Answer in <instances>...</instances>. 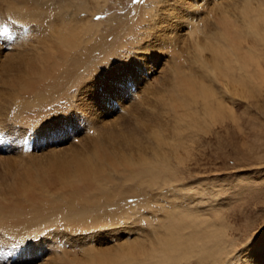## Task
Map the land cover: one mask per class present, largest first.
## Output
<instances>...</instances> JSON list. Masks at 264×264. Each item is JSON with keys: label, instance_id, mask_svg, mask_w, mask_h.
<instances>
[{"label": "rangeland", "instance_id": "1", "mask_svg": "<svg viewBox=\"0 0 264 264\" xmlns=\"http://www.w3.org/2000/svg\"><path fill=\"white\" fill-rule=\"evenodd\" d=\"M8 5L23 16L8 14ZM41 5L0 0V26L17 35L29 27L0 57V131L7 134L0 137V208H15L17 181L34 182L53 160L94 161L106 181L103 192L96 186L95 208L72 207L51 191L45 200L58 207L43 209L30 228L13 235L0 226V264H198L203 255L204 264H227L238 252L242 264L250 255L256 260L258 247L264 253V0ZM46 53L59 78L47 87L43 104L18 114L17 106H30L34 98L13 84L21 74L12 67L17 59L26 66L25 55L30 61ZM254 58L262 66L252 82ZM235 80L246 83L236 87L238 95L229 87ZM72 109L75 114L67 115ZM25 129L38 131L28 140ZM149 129L162 141L165 158L154 157L147 173L126 166L112 172L94 159L105 150L120 162L116 155L126 153L120 140L142 139ZM104 135L119 142L110 140L111 146ZM104 229L111 231L98 241ZM40 238L45 243H27ZM207 241H218L221 252H212L215 244ZM199 245L210 254H198Z\"/></svg>", "mask_w": 264, "mask_h": 264}, {"label": "bare ground", "instance_id": "2", "mask_svg": "<svg viewBox=\"0 0 264 264\" xmlns=\"http://www.w3.org/2000/svg\"><path fill=\"white\" fill-rule=\"evenodd\" d=\"M19 4L21 5H26V4H40L42 0H17ZM67 1V0H66ZM76 2V1H75ZM62 3V2H61ZM43 4V3H42ZM63 4V3H62ZM83 4V3H82ZM81 4V5H82ZM42 6V5H41ZM40 6V7H41ZM7 8H5L7 10V13L10 15L13 14H17L18 15H22L24 12H18L16 11V9L14 8L13 5H8L6 6ZM39 8V6H38ZM80 8V7H79ZM254 9V8H253ZM252 9V10H253ZM23 11V10H22ZM28 11V9H27ZM255 12V11H254ZM6 13V12H5ZM6 13V14H7ZM26 14V13H25ZM27 16V15H26ZM25 17V16H24ZM36 17V16H34ZM26 18V17H25ZM24 19V18H23ZM32 19V18H31ZM33 21V20H32ZM82 28V27H81ZM58 32V31H57ZM199 42V41H198ZM55 46V45H54ZM202 46V45H201ZM44 49V48H43ZM61 49V48H60ZM201 49V48H200ZM248 49L249 45H248ZM59 50V49H58ZM45 51V49L43 50ZM42 51V52H43ZM60 51V50H59ZM199 51V50H198ZM35 53V52H34ZM30 55V54H29ZM45 55H47V57L43 56L41 59L38 57L36 59L34 58H30V61L28 60V57L25 55L26 57V66L25 64L23 65V60H18L17 59V65L15 67L12 68H18V72L20 71V74H16L14 80H13V84L15 86H17L18 91H21L22 96L25 97L28 94V97L31 96V94H33L34 101L30 106H22V107H18L17 106V111L16 113L18 114H22V110L25 109H35L36 107L40 106L41 104V99H45L48 96V91H47V87L49 86V90H51V85H54L55 81L59 78L56 75H52V71L51 68L48 66V63H52V59L49 58V55L46 53ZM55 55V54H54ZM201 55V54H200ZM252 55V54H251ZM250 55V56H251ZM51 56V54H50ZM67 55L63 56V59L66 58ZM214 56V54H213ZM254 56V55H253ZM256 56V55H255ZM32 57V56H31ZM34 57V56H33ZM239 56L236 55V58H238ZM53 58V57H52ZM257 58V57H256ZM252 59L253 60V66L251 65V69L252 72L247 71V73L250 72L249 74V81H252L254 78H256L258 76V74L260 73L259 70L261 69L262 64L260 63V61L258 59ZM67 59V58H66ZM215 59V56L213 58V60ZM61 61V60H60ZM63 61V60H62ZM78 62V61H77ZM237 62V61H236ZM242 62V60H241ZM41 63L43 64V66L41 65ZM54 65V63H52ZM59 65V64H58ZM61 65V64H60ZM244 67V71L247 70L249 68V66L247 67V64L244 63L242 64ZM57 67V65H56ZM61 67H63L61 65ZM11 68V69H12ZM59 68V67H58ZM7 69V68H6ZM50 69V70H49ZM5 70V69H4ZM47 70V71H46ZM62 70V69H61ZM60 70V71H61ZM258 71V72H257ZM263 71V70H262ZM261 71V72H262ZM15 72V71H14ZM261 74V73H260ZM64 75V74H63ZM220 75V74H219ZM264 76V75H263ZM25 77V78H24ZM217 77V76H216ZM61 78V77H60ZM63 78V77H62ZM264 77H262L263 79ZM233 79V78H232ZM67 80V79H66ZM246 80V79H245ZM257 79H255L254 81H256ZM259 80V79H258ZM65 81V79H64ZM229 81V80H228ZM248 81V82H249ZM50 82V83H49ZM59 82V80H58ZM225 82L227 83V81L225 80ZM253 82V81H252ZM48 83V84H47ZM231 83V81H230ZM243 82H239V84H237L236 80L235 82H232L230 84V88H236V87H240L242 88V84ZM250 83V82H249ZM255 83V82H254ZM12 84V85H13ZM187 84V83H185ZM189 84V83H188ZM246 83H243V85H245ZM258 84V83H257ZM188 86V85H187ZM46 88V89H44ZM44 89V90H43ZM189 90V89H188ZM184 89L183 93L188 94L189 91ZM241 90V89H240ZM245 90V88H244ZM233 92H235L234 95H238L236 92L238 91L237 88L232 90ZM181 92V91H179ZM201 92V91H200ZM232 92V94H233ZM47 93V94H46ZM202 93H204L202 91ZM193 94V92H192ZM12 95V94H10ZM20 95V94H19ZM199 95V94H198ZM202 95V94H201ZM206 95V94H205ZM233 95V96H234ZM248 96V95H247ZM251 96V95H250ZM8 97V96H6ZM22 97V98H23ZM200 97V96H199ZM239 97V96H238ZM245 97V96H243ZM189 98V97H188ZM196 98V97H195ZM246 98V97H245ZM250 98V97H249ZM249 98H247L246 100H248ZM254 98V97H253ZM252 98V99H253ZM203 99V97H202ZM205 99V96H204ZM210 99V98H209ZM212 99V98H211ZM198 100V99H197ZM250 100V99H249ZM215 101V98H214ZM218 102V101H217ZM213 103V102H212ZM196 99L193 100V104L195 107L198 106ZM214 104V103H213ZM84 105V104H83ZM200 106V105H199ZM207 107V106H206ZM213 107V106H212ZM93 108V107H92ZM222 108V106H220V109ZM197 109V108H196ZM208 110H210L207 107ZM198 110V109H197ZM196 110V111H197ZM200 110V111H199ZM198 111L202 113V107L199 109ZM206 110V109H205ZM203 110V112L205 111ZM218 110V109H217ZM217 110L215 112H217ZM232 110V109H231ZM172 111V110H171ZM175 111V109H174ZM207 111V110H206ZM220 111V110H219ZM176 112V111H175ZM213 112V111H211ZM221 112V111H220ZM15 113V114H16ZM177 113V112H176ZM17 114V115H18ZM173 114V113H172ZM180 114V113H179ZM208 114V113H207ZM206 114V115H207ZM177 115V114H176ZM199 115V114H198ZM203 115V114H202ZM205 115V114H204ZM203 115V116H204ZM212 115V114H211ZM156 116V115H154ZM180 116V115H179ZM178 116V117H179ZM185 116V115H184ZM157 117V116H156ZM12 118V116H11ZM180 118V117H179ZM195 120V119H194ZM193 120V121H194ZM188 121V120H187ZM161 125V124H160ZM159 125V126H160ZM186 125V124H185ZM115 126V125H114ZM151 126V125H150ZM155 127V126H154ZM100 128V127H99ZM106 128L107 125H106ZM141 128V127H140ZM146 128V127H145ZM102 129V128H101ZM105 129V128H104ZM109 129V128H108ZM107 129V130H108ZM143 129V127H142ZM141 129V130H142ZM148 129V128H147ZM115 130V129H114ZM150 130V129H149ZM154 130L157 131V128H155ZM154 130H150V132H148V130L145 132V136L142 139L140 138H136L134 139H130L128 142H125L120 140L119 145L123 146V148L125 147L126 153H120L118 156L120 162H115V160H112L111 157L107 156L109 154L106 153L105 150H99L100 152H98L97 156L95 155V160L100 159L102 165H107L110 166L112 169V172H116L119 170V167H133V168H137L138 173H147L149 171V168L151 167L150 165L151 162L154 160V157H157V159L159 160H164L165 158V153H163V149L161 148L162 145V141H154ZM105 131V130H104ZM145 131V130H144ZM155 131V132H156ZM143 132V131H142ZM159 132V131H158ZM107 133H109L107 131ZM122 135V134H121ZM157 136H159L158 134H156ZM105 136V135H104ZM109 136V135H108ZM123 136V135H122ZM156 136V137H157ZM162 137V136H161ZM106 138V142H108V144H110V140L113 141H117L114 140L115 138H110L108 140V137L105 136ZM126 138V137H125ZM148 140H153V141H148ZM119 142V140L117 141ZM154 142L156 143V147L154 146ZM113 143V144H112ZM111 143V146L115 145L114 142ZM117 144V143H116ZM190 145V144H189ZM110 148V147H109ZM187 148V147H186ZM169 149V148H168ZM175 149V147H174ZM122 150V149H121ZM120 150V151H121ZM187 151V150H186ZM111 153V151H110ZM114 153V152H113ZM118 154V153H117ZM179 155V154H178ZM168 157V155H167ZM87 161V162H86ZM86 161H79L77 160V158H67L66 160H53L51 161L50 164H46L43 165L40 168V172L34 176H36V180L32 181L27 179V180H18L17 181V186L15 187V196L17 199V202L15 203V208H10V209H5L7 207H5L3 205V207L5 208H0V215L3 213V215L5 214L6 216L1 217L0 216V226L4 227L6 230H8L10 233L17 234V233H22V230H25L29 224H33L34 221L33 220H39L40 217L42 216V214L44 213V210L46 207L53 211L55 209V207H58V205L56 204V206L54 205L53 202L49 201V200H45L46 196L45 194L48 192L54 193L55 195L58 196V198L60 199V201L62 202H69L72 207H74L75 205H80V206H91L92 208H95L93 205V202L95 201V195L94 192L97 189V184L99 185V190L100 193L103 192V186L101 184V181L103 182L104 178L106 176H104L102 174V170L100 171V168H95L92 166L91 162L86 160ZM162 162V161H161ZM164 164V163H163ZM162 164V165H163ZM101 165V166H102ZM98 167V166H97ZM103 167V166H102ZM115 167V168H114ZM163 167V166H162ZM104 169V167H103ZM164 169V168H163ZM132 170V169H131ZM110 171V170H109ZM135 171V170H134ZM123 172V171H122ZM107 173V172H106ZM115 174V173H114ZM120 174V172H119ZM122 174V173H121ZM104 176V177H103ZM146 176V175H145ZM132 178V177H130ZM149 179V178H148ZM130 180V179H129ZM106 181V178L105 180ZM110 182V181H109ZM108 183V182H107ZM14 192V191H13ZM98 192V191H97ZM45 196V198L42 196ZM99 193V192H98ZM47 195V194H46ZM49 196L50 193L48 194ZM44 198V199H43ZM56 198V197H55ZM50 199V198H49ZM94 199V200H93ZM59 201V202H60ZM58 202V201H57ZM60 202V203H62ZM45 203V204H44ZM1 204V203H0ZM8 205V204H7ZM69 207V206H68ZM60 208V207H59ZM25 209V210H29L34 213H31L32 215H29L27 213V217L26 215H17L20 214L19 211ZM71 209V208H70ZM83 209V208H82ZM77 210V209H76ZM47 211V210H46ZM60 211V209H59ZM71 211V210H70ZM46 213V212H45ZM51 213V212H50ZM49 213V214H50ZM73 213V212H72ZM17 215V216H16ZM30 216V217H29ZM47 216V215H46ZM22 217H26L25 221H23L22 223H20V225H16V223L19 221L17 219H22ZM48 217V216H47ZM24 219V218H23ZM46 219V218H45ZM65 219V218H64ZM119 220V219H118ZM36 221V222H37ZM45 221V220H44ZM67 221V220H66ZM9 222L12 224V226L7 225L6 223ZM50 222V221H49ZM54 222V221H53ZM80 223V222H79ZM67 224V223H66ZM68 225V224H67ZM42 226V225H41ZM39 226V227H41ZM82 226V225H80ZM196 226V225H195ZM200 226V224H199ZM32 227V226H31ZM30 228V227H28ZM200 228V227H199ZM33 229V228H32ZM36 229V227L34 228ZM28 230V229H27ZM33 230L30 231V233ZM34 232V231H33ZM204 232V231H203ZM213 233V232H212ZM192 235V234H191ZM190 238V237H189ZM187 239V238H186ZM190 240V239H189ZM131 242V241H130ZM183 242V241H182ZM191 242V241H190ZM202 241H198L197 243H200ZM207 243H211V244H215L212 245V252L215 250H218L221 252V248L219 247L220 244L218 243V241H207ZM124 244V243H123ZM122 244V245H123ZM121 245V246H122ZM203 245V243H202ZM120 246V245H119ZM133 246V245H132ZM200 246V245H199ZM211 246V247H212ZM124 247V246H123ZM126 247V245H125ZM135 247V246H134ZM140 247V246H139ZM201 247V246H200ZM203 247V246H202ZM201 247V248H202ZM263 247H258V249L256 250L258 252L257 256H256V260L255 257H253V260H250L252 258V256L250 255V259L249 257H247L246 263L245 264H264V262H262L261 259L264 258V253L262 252ZM133 249V248H132ZM139 249V248H138ZM125 249H123L122 252H124ZM140 250V249H139ZM200 251L198 252V254L206 253V249H199ZM128 251V250H127ZM125 251V252H127ZM205 251V252H204ZM220 252L218 254H220ZM128 253V252H127ZM134 253V252H133ZM202 253V254H203ZM216 253V252H215ZM227 253V252H226ZM105 254V253H104ZM120 254V253H119ZM195 254V253H194ZM206 254H210V251ZM213 254V253H212ZM109 255V254H108ZM111 255V254H110ZM128 255V254H127ZM137 255V254H136ZM162 256V255H161ZM93 257V255H92ZM118 257V256H117ZM210 257V256H209ZM134 259V258H133ZM204 255L199 257L197 259V263L198 264H204ZM126 260V259H125ZM127 260H130L129 258ZM132 260V259H131ZM184 260V259H183ZM94 262V261H93ZM98 262V261H97ZM48 264V263H45ZM53 264H56V261H53ZM127 264V263H126Z\"/></svg>", "mask_w": 264, "mask_h": 264}, {"label": "snow or ice", "instance_id": "3", "mask_svg": "<svg viewBox=\"0 0 264 264\" xmlns=\"http://www.w3.org/2000/svg\"><path fill=\"white\" fill-rule=\"evenodd\" d=\"M193 3H196V0H192ZM199 4V3H197ZM18 39H23L22 35H17L12 31V29L8 26H0V57L3 56L4 52H6L9 48L13 47L15 45V42ZM151 39V37H149ZM75 114V110L72 109L71 111H67V115L71 116ZM35 131H38V129H25L24 130V135L22 138H27L29 132H32L35 134ZM7 134L4 133L3 131H0V137H6ZM3 154V149L0 147V155ZM111 230L104 229L101 230L100 233L97 234V240L103 236H105L107 233H109ZM28 244H32L35 246L36 244H42L45 243L43 238H40L39 240L33 242V241H28ZM50 243V242H47ZM227 264H242V259H241V252H238L235 256H233L230 260H228Z\"/></svg>", "mask_w": 264, "mask_h": 264}]
</instances>
